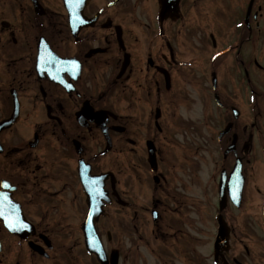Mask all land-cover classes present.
I'll list each match as a JSON object with an SVG mask.
<instances>
[{
  "label": "flooded vegetation",
  "instance_id": "1",
  "mask_svg": "<svg viewBox=\"0 0 264 264\" xmlns=\"http://www.w3.org/2000/svg\"><path fill=\"white\" fill-rule=\"evenodd\" d=\"M191 89L203 94L202 119H169V94ZM201 147L208 258L264 264V0H0V264H89L83 165L100 176L96 227L120 264L101 221L116 207L135 229H180L183 169L193 163L197 192ZM160 230L138 236L158 239L155 262L208 264L187 249L193 235Z\"/></svg>",
  "mask_w": 264,
  "mask_h": 264
},
{
  "label": "rangeland",
  "instance_id": "2",
  "mask_svg": "<svg viewBox=\"0 0 264 264\" xmlns=\"http://www.w3.org/2000/svg\"><path fill=\"white\" fill-rule=\"evenodd\" d=\"M177 96V95H176ZM169 94V99L167 103V117L171 119L172 117L181 114L180 116H188V117H198L199 113H201L203 101V94H200L197 91L184 90L179 93V97ZM199 96V97H198ZM205 96V95H204ZM177 101V103H176ZM178 104V105H177ZM200 119L201 116H199ZM201 133L204 137H208L209 128L205 125H200ZM181 130V129H180ZM182 131V130H181ZM177 133V132H175ZM180 133V132H179ZM181 136H174L172 138H168L166 142L163 143V150L166 153L169 151H174L177 149L178 138ZM182 138V137H181ZM160 139H162L160 137ZM192 139V137H191ZM203 141V139H202ZM168 143L170 145H168ZM174 144V145H172ZM180 147V145H179ZM181 148V147H180ZM192 148V147H191ZM185 149V147H183ZM200 164H199V177H200V189L196 192V186L193 184L194 177V166L193 163L190 162L183 169L182 177L186 176V182L184 184L185 196H186V205H185V214L189 216L188 222H185L184 225L181 223L177 226L180 229H169L167 230L161 221L159 222H150L148 221L149 232H146L144 226H139L136 223L137 228L132 227V219L129 217L128 209H117L113 208L110 214L105 217L101 221V230L104 235V240L106 242V247L109 252L111 251H120L119 261L120 264H159L156 261V256H154V250L152 248L157 247V241L151 236L152 240H150V245L148 246L146 242L144 243L138 239V236L141 237L142 234L150 236L151 231L154 229L156 231L163 232L167 235L166 231L170 236H176L180 233L186 235H193L194 240L189 244L187 249L197 248L199 249L202 259L208 262V264H213L208 258L210 253V242H211V229H212V211L213 209V186L211 180V159L209 158V147H201L200 148ZM188 151L185 152L184 155H187ZM186 159V157H185ZM155 192V190H153ZM196 193L198 196V200L196 197ZM191 198H194L195 201ZM194 220V221H193ZM198 221V223H196ZM147 224V223H143ZM155 224V225H154ZM133 231L136 232L137 235L133 234ZM151 230V231H150ZM110 234L112 240H109L107 237ZM158 234V233H157ZM160 234V233H159ZM134 237V238H133ZM188 238V237H185ZM132 239V245L130 246L128 240ZM147 240V239H146ZM161 240V239H160ZM155 241V242H154ZM162 241V240H161ZM14 251L17 249V243L14 240H10ZM161 248V247H160ZM152 253V254H151ZM88 256V263L94 264L98 262L95 257L90 258ZM180 264H183L180 262ZM206 264V263H205Z\"/></svg>",
  "mask_w": 264,
  "mask_h": 264
},
{
  "label": "water",
  "instance_id": "3",
  "mask_svg": "<svg viewBox=\"0 0 264 264\" xmlns=\"http://www.w3.org/2000/svg\"><path fill=\"white\" fill-rule=\"evenodd\" d=\"M90 239H91V241H90V243H91L93 239L92 238H90ZM101 258H102L103 261L107 262V259L106 258L105 259H103V257H101Z\"/></svg>",
  "mask_w": 264,
  "mask_h": 264
},
{
  "label": "snow or ice",
  "instance_id": "4",
  "mask_svg": "<svg viewBox=\"0 0 264 264\" xmlns=\"http://www.w3.org/2000/svg\"><path fill=\"white\" fill-rule=\"evenodd\" d=\"M0 214H3L2 212H0Z\"/></svg>",
  "mask_w": 264,
  "mask_h": 264
}]
</instances>
